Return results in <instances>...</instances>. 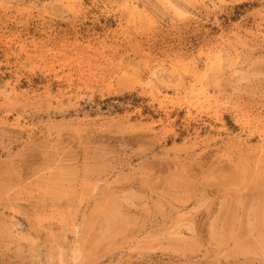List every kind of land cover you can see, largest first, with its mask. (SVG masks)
Instances as JSON below:
<instances>
[{
	"label": "rangeland",
	"instance_id": "rangeland-1",
	"mask_svg": "<svg viewBox=\"0 0 264 264\" xmlns=\"http://www.w3.org/2000/svg\"><path fill=\"white\" fill-rule=\"evenodd\" d=\"M0 264H264V0H0Z\"/></svg>",
	"mask_w": 264,
	"mask_h": 264
}]
</instances>
